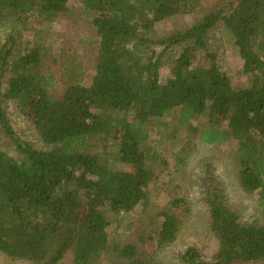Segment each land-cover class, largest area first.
Wrapping results in <instances>:
<instances>
[{"label":"trees","instance_id":"1","mask_svg":"<svg viewBox=\"0 0 264 264\" xmlns=\"http://www.w3.org/2000/svg\"><path fill=\"white\" fill-rule=\"evenodd\" d=\"M202 1L81 0L96 74L89 87L71 82L57 96L46 27L68 15L70 0H0V31L11 30L0 48L1 254L28 264H61L68 254L73 264H151L145 245L175 243L190 208L175 197L151 217L147 191L157 165L166 162L149 146L147 131L169 134L195 117L208 121L198 132L201 144L236 146L239 183L257 196L264 218V0H232L190 28L155 35L174 17L197 15ZM220 24L243 60L245 86H233L210 47ZM173 51L171 77L163 78L164 56ZM12 111L44 150L22 138ZM187 154L178 153L180 165ZM203 173L219 248L209 261L190 248L185 264H264V223H242L214 166L207 163ZM141 205L150 230L132 244L111 242L107 214H130Z\"/></svg>","mask_w":264,"mask_h":264},{"label":"rangeland","instance_id":"2","mask_svg":"<svg viewBox=\"0 0 264 264\" xmlns=\"http://www.w3.org/2000/svg\"><path fill=\"white\" fill-rule=\"evenodd\" d=\"M230 2L232 0H203L197 15L174 17L159 25L155 35L162 37L190 28L195 25L198 18L214 10H223ZM46 29L49 37L48 48L55 58L51 69L58 75V86H60L57 96L71 82L89 87L96 74L97 53L93 49L91 28L83 14L81 0H70L68 15H63ZM10 33L9 26L0 31V48ZM28 35L27 32L26 36ZM210 37V47L219 54L221 68L228 74L233 86L236 88L245 86L248 80L243 74V60L234 40L224 30L223 24L218 25ZM160 52L161 50L158 53ZM177 56V51L164 56V67L161 69L163 78L171 77V65ZM72 70L75 73L70 74ZM72 79L74 81H71ZM12 119L23 139L32 143L37 149H45L36 133L13 111ZM207 125V119L195 117L188 128H177L169 134L158 132L156 129L147 131L149 146L161 153L160 156L166 162L155 167L158 178L147 191L145 204L148 203L151 217L164 210L168 202L175 197L186 199L190 208L189 214L183 217L175 243L164 249H159L157 241L145 245L146 251L152 258L151 264H185L183 256L190 248L197 249L206 261L211 260L216 254L219 243L210 228V212L201 183L205 177L203 170L207 163L214 166L215 177L222 183L229 206L237 213L240 221L264 223L257 196L246 193L239 183L236 146L228 144L215 147L200 143L198 132ZM119 135L112 136L111 153L117 152L115 144ZM182 149H187L189 157L183 166L176 160ZM11 154L15 155L13 152ZM113 160L114 158L109 157V164H115ZM125 169L128 171L129 166H125ZM143 209L141 205L132 213L120 216L108 213L107 217L111 223L108 229L109 240L125 246L135 243L138 232L149 231L150 226L147 224L149 217L148 214L141 212ZM0 264L28 263L10 260L0 253ZM61 264H73V256L68 254ZM105 264L110 263L106 260Z\"/></svg>","mask_w":264,"mask_h":264}]
</instances>
